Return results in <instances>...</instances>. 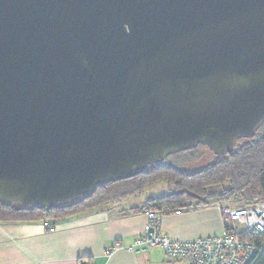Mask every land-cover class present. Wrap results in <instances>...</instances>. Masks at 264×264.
<instances>
[{
  "label": "water",
  "instance_id": "water-1",
  "mask_svg": "<svg viewBox=\"0 0 264 264\" xmlns=\"http://www.w3.org/2000/svg\"><path fill=\"white\" fill-rule=\"evenodd\" d=\"M264 123V0H0V201L46 211Z\"/></svg>",
  "mask_w": 264,
  "mask_h": 264
},
{
  "label": "crops",
  "instance_id": "crops-1",
  "mask_svg": "<svg viewBox=\"0 0 264 264\" xmlns=\"http://www.w3.org/2000/svg\"><path fill=\"white\" fill-rule=\"evenodd\" d=\"M128 198L56 220L51 227L49 218L0 222V264H185L166 259L159 246L139 252L126 248L143 232L146 215L135 208L148 200ZM162 226L174 239H189L219 233L222 222L216 207L205 206L165 215ZM117 241L124 248L113 250Z\"/></svg>",
  "mask_w": 264,
  "mask_h": 264
},
{
  "label": "trees",
  "instance_id": "trees-1",
  "mask_svg": "<svg viewBox=\"0 0 264 264\" xmlns=\"http://www.w3.org/2000/svg\"><path fill=\"white\" fill-rule=\"evenodd\" d=\"M205 145L167 157L161 163L149 166L142 174L99 186L91 197H82L71 203L46 211L41 207L5 205L0 201V222L34 221L49 218L48 226L56 220L69 218L111 203H118L131 196L142 195L146 189L164 183V194L149 198L136 210L172 212L186 208L189 202L205 206L217 201L236 202L243 205L264 201V123L252 137H240L232 153L214 156L212 162L197 172L182 168L184 157H201ZM230 185L229 187L227 185ZM227 187L221 193L215 187ZM238 200V201H236ZM259 244L258 253L249 264H264V235L253 236Z\"/></svg>",
  "mask_w": 264,
  "mask_h": 264
},
{
  "label": "built area",
  "instance_id": "built-area-1",
  "mask_svg": "<svg viewBox=\"0 0 264 264\" xmlns=\"http://www.w3.org/2000/svg\"><path fill=\"white\" fill-rule=\"evenodd\" d=\"M189 205L169 213L147 210L148 220L143 233L126 248L139 252L159 246L171 260L182 259L185 264H249L255 258L259 244L253 236L264 235V201L235 209L222 208L223 231L220 235L189 239L170 237L163 231V217L168 214L181 215L193 209V205ZM260 245L264 247V240ZM120 247L122 244L117 243L116 249Z\"/></svg>",
  "mask_w": 264,
  "mask_h": 264
},
{
  "label": "rangeland",
  "instance_id": "rangeland-1",
  "mask_svg": "<svg viewBox=\"0 0 264 264\" xmlns=\"http://www.w3.org/2000/svg\"><path fill=\"white\" fill-rule=\"evenodd\" d=\"M214 156H216V155H212V153H211V151L209 149H204L203 150V154H201V157L197 158L196 160L190 159L191 158V155H187L183 159L186 162H183L182 168L185 171L189 172V173L190 172H197V171L203 169L204 167H206L207 165H209L212 162V160L214 159ZM227 186L229 187L230 185L228 184ZM224 189L226 190L227 187H221V189H220L219 186H216L215 189H214L215 192H213V193H216V194L221 193V192L224 191ZM166 190H167V187H166V185H164L163 182L162 183H158V184H156V185H154V186L149 187L148 189H146V191L142 195L129 197L127 201H129V202H137V203H140L142 201L144 202L146 199H149L150 197L164 194L166 192ZM236 201H238V200H236ZM240 203H236V202H234V203H232V202L227 203V202L217 201V202H214L212 204L205 205V206L216 207L219 210V212H221L220 213V217H221V214H223V209L222 208H224L225 206H227V207H229V209H235V208H239V207L245 206V205L240 204ZM188 204L193 205V207H192L193 209L205 207V206H201V205L198 206V205H196L193 202H189ZM188 206H190V205H188ZM145 215H146V222H145V224H146L148 218H147V214L146 213H145ZM145 224H144V228H145ZM144 228H143V231H144ZM222 231L223 230L221 229V231L219 233L211 234V235H220L222 233ZM117 243H121L122 244L121 241H117L114 244L113 250H117L116 249V244ZM120 248H124L123 244H122V247H120ZM165 258L166 259H169V260L171 259V258L167 257L166 255H165Z\"/></svg>",
  "mask_w": 264,
  "mask_h": 264
}]
</instances>
